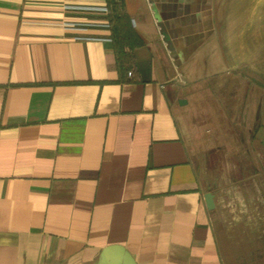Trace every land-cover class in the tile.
<instances>
[{
    "label": "crops",
    "instance_id": "obj_1",
    "mask_svg": "<svg viewBox=\"0 0 264 264\" xmlns=\"http://www.w3.org/2000/svg\"><path fill=\"white\" fill-rule=\"evenodd\" d=\"M220 2L0 0V264H264L226 225L264 214V47ZM215 109L252 162L233 208L193 145Z\"/></svg>",
    "mask_w": 264,
    "mask_h": 264
},
{
    "label": "rangeland",
    "instance_id": "obj_2",
    "mask_svg": "<svg viewBox=\"0 0 264 264\" xmlns=\"http://www.w3.org/2000/svg\"><path fill=\"white\" fill-rule=\"evenodd\" d=\"M220 6H225L223 11L225 12L224 14H227V16L234 15V17H240L244 22V26H246L248 20H252L255 25L257 24L259 26V41L262 42L259 43V49H261L262 46L264 47V39H262L264 38V0H221ZM222 9L221 12H223ZM218 100L220 99H215L214 101L218 103ZM213 116L214 119L212 117V124H209L206 127V129L210 131L211 134L208 133V135L207 133H204L206 138H204L203 133L196 134L193 145L200 161L204 160L205 165L210 161L208 169L209 171L205 173L207 179L212 183L217 182V185L220 183L221 187H225V195L233 208L235 205L234 200L236 196V189L230 187L232 186L230 183L234 179H238L239 174L241 175L240 166L243 168V179L245 181L248 180L249 182L252 179V174L250 172L252 162L250 157L233 156L238 151V148H240V144L233 139L234 133L230 132V129L233 130V126L229 124L224 125V131L222 132L219 130L221 124L218 122V110H216V114L214 113ZM206 134L209 137H207ZM213 146H217L220 155L206 157V151H204L205 148H212ZM252 192L253 190L251 189H240L238 196L245 200L248 199V201H244L249 203L251 202L250 198ZM262 192H264V189ZM240 193H242V196ZM229 215L230 216L226 221V225L228 226V233L232 237L231 240L233 241V244L235 241H237V243L241 246L246 245L248 242L247 236L240 235H242L241 232H244L245 229L251 224L256 225L257 228L262 229L261 231L264 232V214L262 213H255L253 221H251L252 216L238 217L240 215H238L235 210H231Z\"/></svg>",
    "mask_w": 264,
    "mask_h": 264
},
{
    "label": "water",
    "instance_id": "obj_3",
    "mask_svg": "<svg viewBox=\"0 0 264 264\" xmlns=\"http://www.w3.org/2000/svg\"><path fill=\"white\" fill-rule=\"evenodd\" d=\"M158 0H153L155 6ZM160 5V4H159ZM180 12V11H179ZM179 14H182L181 12ZM171 22L165 20L160 23L162 33L168 47L173 50L172 39L167 30V26H170ZM207 207L213 209L215 207L214 194L211 191H208L204 195ZM98 264H137L132 254L122 245H109L106 246L100 253Z\"/></svg>",
    "mask_w": 264,
    "mask_h": 264
}]
</instances>
